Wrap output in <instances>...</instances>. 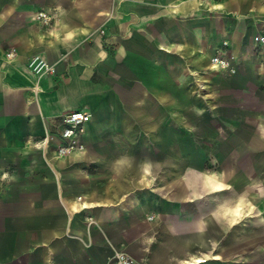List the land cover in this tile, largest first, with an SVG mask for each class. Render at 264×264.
Returning <instances> with one entry per match:
<instances>
[{
    "label": "crops",
    "instance_id": "crops-1",
    "mask_svg": "<svg viewBox=\"0 0 264 264\" xmlns=\"http://www.w3.org/2000/svg\"><path fill=\"white\" fill-rule=\"evenodd\" d=\"M263 29L259 0H0V264H111L112 249L136 264L233 262L221 222L247 203L206 212L223 185L176 144L188 115L214 109L216 49L227 42L232 69L264 58ZM36 54L53 74L27 70ZM72 111L91 116L84 150L41 152Z\"/></svg>",
    "mask_w": 264,
    "mask_h": 264
},
{
    "label": "rangeland",
    "instance_id": "rangeland-1",
    "mask_svg": "<svg viewBox=\"0 0 264 264\" xmlns=\"http://www.w3.org/2000/svg\"><path fill=\"white\" fill-rule=\"evenodd\" d=\"M222 49L223 55L230 58L228 46ZM247 60L249 63L234 65L233 73L217 72L221 80L216 82L214 109H205L194 119L188 115L192 130L187 138L186 130L175 133L188 140L178 142L177 149L187 154L191 164L217 176L223 185L214 198L205 197L206 212L214 204L233 205L238 198L247 203L240 221L221 222L220 243L236 252L233 262L224 264H264V136L256 125L262 117L264 127V58ZM116 251L128 256L122 250Z\"/></svg>",
    "mask_w": 264,
    "mask_h": 264
},
{
    "label": "built area",
    "instance_id": "built-area-1",
    "mask_svg": "<svg viewBox=\"0 0 264 264\" xmlns=\"http://www.w3.org/2000/svg\"><path fill=\"white\" fill-rule=\"evenodd\" d=\"M180 3H196L201 6L208 5L210 3L220 2L222 0H178ZM259 2L264 6V0H259ZM52 16L44 12H40L36 20L42 26H50L52 22ZM259 45H264V29L260 32L257 40ZM227 42H223L221 47L216 49L214 58L212 61L217 62L219 65V71L234 72L230 66L224 67L227 65L225 57L223 54L224 47H227ZM8 59L13 58V53H8L6 55ZM26 68L33 75L41 77L43 75H49L54 73L53 66L48 64L47 61L41 55H33L29 58L26 64ZM90 114L86 111H72L70 113L64 114L61 116V130L59 131L58 136L54 139L56 143L51 142V138L45 135L42 139L38 141L37 148L43 152L45 150H51L55 159H61L67 156H72L76 152L84 150V146L79 144V139L85 131L87 123L90 121ZM59 141V143H57ZM113 255L111 257L112 264H136V262L126 256L125 254L112 249Z\"/></svg>",
    "mask_w": 264,
    "mask_h": 264
},
{
    "label": "bare ground",
    "instance_id": "bare-ground-1",
    "mask_svg": "<svg viewBox=\"0 0 264 264\" xmlns=\"http://www.w3.org/2000/svg\"><path fill=\"white\" fill-rule=\"evenodd\" d=\"M213 59H215V58H212V60ZM217 62H215V61H212V64L213 65H215L216 67H219V65L218 64H216ZM227 63V62H226ZM224 67H227L228 68V63H227V65H224Z\"/></svg>",
    "mask_w": 264,
    "mask_h": 264
}]
</instances>
